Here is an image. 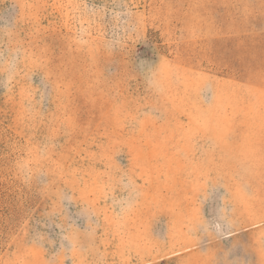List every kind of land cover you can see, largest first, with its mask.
Returning <instances> with one entry per match:
<instances>
[{
    "label": "rangeland",
    "instance_id": "1",
    "mask_svg": "<svg viewBox=\"0 0 264 264\" xmlns=\"http://www.w3.org/2000/svg\"><path fill=\"white\" fill-rule=\"evenodd\" d=\"M0 264H264V0H0Z\"/></svg>",
    "mask_w": 264,
    "mask_h": 264
}]
</instances>
